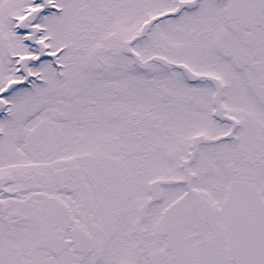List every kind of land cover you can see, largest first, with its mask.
Masks as SVG:
<instances>
[{
    "label": "snow or ice",
    "instance_id": "snow-or-ice-1",
    "mask_svg": "<svg viewBox=\"0 0 264 264\" xmlns=\"http://www.w3.org/2000/svg\"><path fill=\"white\" fill-rule=\"evenodd\" d=\"M0 264H264V0H0Z\"/></svg>",
    "mask_w": 264,
    "mask_h": 264
}]
</instances>
